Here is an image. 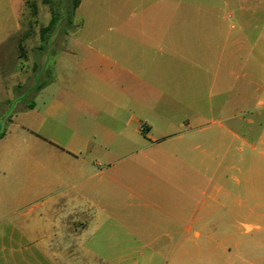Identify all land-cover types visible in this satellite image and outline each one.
<instances>
[{"label": "rangeland", "instance_id": "obj_1", "mask_svg": "<svg viewBox=\"0 0 264 264\" xmlns=\"http://www.w3.org/2000/svg\"><path fill=\"white\" fill-rule=\"evenodd\" d=\"M52 1L61 20L45 50L40 49V31L51 21L50 5L45 0H24L21 33L6 53L7 67L0 66V134L5 132L0 140V264H164L148 260L151 249L166 242L151 244L150 235L158 236L163 230L148 226L171 221L164 211L173 203L170 195L193 189V161L186 163L179 155L186 152L193 160V148L148 146L143 132L148 122L141 114L135 117L128 111L114 120L108 105L92 109L77 97L108 91L85 65L83 47L107 44L122 31H148L159 23L153 22V16L170 6L174 11L177 6L169 5L170 1L178 0H81L72 22L66 15L72 0ZM187 1L188 12L215 14L220 27L237 30L264 23L257 20L264 17V0ZM229 12L231 19H227ZM257 38L256 33L252 45ZM260 41L264 50V32ZM257 57V53L250 57L249 98L239 100L243 82L237 77L233 95L228 96L234 124L262 119L258 112L264 110V66L256 64ZM159 61L161 56L156 54ZM36 80L44 90L32 111L29 107L37 90L31 89ZM218 100L221 106L222 99ZM204 116L200 124L225 117L220 110ZM153 121L155 127L159 125ZM139 127L143 135L135 133ZM73 191L89 196L92 217L101 211L87 231L86 251L74 246L58 261H35L40 246L24 241L22 234L33 236L40 215L48 210H66ZM66 215L59 213L60 218ZM57 232L65 233L61 228ZM252 262L262 264L257 258Z\"/></svg>", "mask_w": 264, "mask_h": 264}, {"label": "crops", "instance_id": "obj_2", "mask_svg": "<svg viewBox=\"0 0 264 264\" xmlns=\"http://www.w3.org/2000/svg\"><path fill=\"white\" fill-rule=\"evenodd\" d=\"M171 4L177 6L174 11L170 6L165 13L153 16V22L159 23H153L148 31H122L107 44L83 47L85 65L108 91L81 95L78 102L92 109L103 110L108 105L114 120L128 111L135 112V117L141 114L150 122L143 125L148 146L194 150L193 160L186 152L179 153L184 162L193 161V189L170 195L173 203L164 211L171 221L148 226L163 230L158 236L150 235L151 244L166 240L163 247L151 249L149 261L256 264L252 259L257 258L264 264V110L258 112L262 119L234 124L228 107L236 77L243 82L239 100L249 98L250 57L257 53L256 64L264 66L260 44L264 23L237 30L234 26L220 27L215 14L188 12L187 0ZM23 6L24 0H0L3 69L11 42L22 30ZM231 18L229 12L227 19ZM257 20L264 21V17ZM256 33L258 38L252 45ZM156 54L161 61L156 62ZM43 90L35 93L29 110L37 108ZM218 99H222L221 106ZM52 108L51 104L48 111ZM218 110L224 114L223 120L200 124L205 114ZM153 120L159 125L155 127ZM141 127L135 129L136 134L143 135ZM105 156L110 159L108 153ZM68 198L69 208L48 210L40 215L41 224L34 228L33 236L22 234L24 241L40 246V254L33 256L35 261H58L70 247L81 246L84 251L88 244L87 231L101 211L92 217L93 204L84 192L73 191ZM66 212L68 215L59 217ZM59 228L65 233L58 235Z\"/></svg>", "mask_w": 264, "mask_h": 264}, {"label": "trees", "instance_id": "obj_3", "mask_svg": "<svg viewBox=\"0 0 264 264\" xmlns=\"http://www.w3.org/2000/svg\"><path fill=\"white\" fill-rule=\"evenodd\" d=\"M50 5V10L52 14L51 21L49 22L48 26L44 27L40 31L41 39H42V45L40 46V49L45 50L46 43H49L50 35L51 33L58 27L59 22L61 20V16L59 13V10L57 9V6L53 3L52 0H45ZM81 4V0H72L71 8L66 11V15L69 19V22H72L73 15L76 13V10L79 8ZM44 85L37 84V91H40L43 89ZM5 136V132L0 134V139H2Z\"/></svg>", "mask_w": 264, "mask_h": 264}, {"label": "flooded vegetation", "instance_id": "obj_4", "mask_svg": "<svg viewBox=\"0 0 264 264\" xmlns=\"http://www.w3.org/2000/svg\"><path fill=\"white\" fill-rule=\"evenodd\" d=\"M37 83H38V81L36 80V82H35V86H34V88L31 89V90H34V89L37 90V89H36V85H37ZM36 92H39V91H36ZM26 99H27V97H26Z\"/></svg>", "mask_w": 264, "mask_h": 264}]
</instances>
